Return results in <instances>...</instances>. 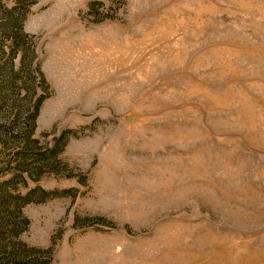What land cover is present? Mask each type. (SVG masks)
Returning a JSON list of instances; mask_svg holds the SVG:
<instances>
[{
    "label": "rangeland",
    "instance_id": "374dc122",
    "mask_svg": "<svg viewBox=\"0 0 264 264\" xmlns=\"http://www.w3.org/2000/svg\"><path fill=\"white\" fill-rule=\"evenodd\" d=\"M18 9L0 131L38 112L0 134L8 263L264 264V0Z\"/></svg>",
    "mask_w": 264,
    "mask_h": 264
},
{
    "label": "trees",
    "instance_id": "16d2710c",
    "mask_svg": "<svg viewBox=\"0 0 264 264\" xmlns=\"http://www.w3.org/2000/svg\"><path fill=\"white\" fill-rule=\"evenodd\" d=\"M16 3V6L13 7L8 13L7 17L1 21V31L4 35L7 33V35H13L11 31L16 30L17 23H13L14 14L16 13L21 7V5L25 2H27L30 5H33L36 0H14ZM4 13V12H3ZM16 20V19H15ZM10 32V34H9ZM17 51V52H16ZM22 51L16 50L14 47H12V55L13 57H16L15 53L22 54L21 58V64H23V53ZM26 53L24 52V55ZM38 112V105L35 106L33 113H31V124L29 123V126L26 127L23 126L20 127H3V131H0V134L6 136L14 134V137H23L28 141L30 137L32 136L33 131V125L35 121V117ZM18 215H16L14 210H10V208L6 207V205L1 204L0 206V257L2 258L1 261L5 262V264H9L8 262L14 261L17 259L18 256L21 255L20 251L15 247L12 240H10L12 237L17 235V231L20 228L19 222L17 220ZM7 262V263H6Z\"/></svg>",
    "mask_w": 264,
    "mask_h": 264
}]
</instances>
